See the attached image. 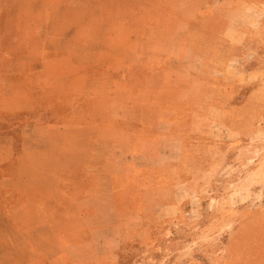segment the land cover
Instances as JSON below:
<instances>
[{"label":"crops","instance_id":"crops-1","mask_svg":"<svg viewBox=\"0 0 264 264\" xmlns=\"http://www.w3.org/2000/svg\"><path fill=\"white\" fill-rule=\"evenodd\" d=\"M208 20L242 45L264 0H0V264H121L149 227L136 198L158 194V176L150 193L127 180L184 162L191 112L161 102L191 100ZM187 184L169 185L157 226L180 215ZM248 224L219 264H264V230Z\"/></svg>","mask_w":264,"mask_h":264},{"label":"rangeland","instance_id":"rangeland-1","mask_svg":"<svg viewBox=\"0 0 264 264\" xmlns=\"http://www.w3.org/2000/svg\"><path fill=\"white\" fill-rule=\"evenodd\" d=\"M200 23L205 35L194 43L205 67L187 93L191 100L182 106L161 102L191 112L185 159L170 173L145 172L142 179L127 180L128 187L146 193L158 176L153 185L158 194L136 198L149 227L123 244L121 264H183L179 258L219 264L232 240L246 244L249 222L256 231L258 224L264 230V21L239 46L221 40L223 23ZM172 172L178 177L165 181ZM178 181L188 183L191 198L177 218L157 226L155 210L171 200L169 185ZM131 214L124 215L135 224Z\"/></svg>","mask_w":264,"mask_h":264}]
</instances>
